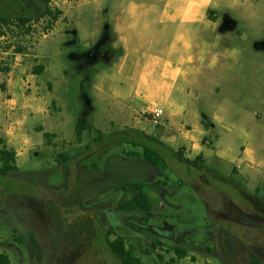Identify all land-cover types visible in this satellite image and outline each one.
<instances>
[{"label":"rangeland","instance_id":"rangeland-1","mask_svg":"<svg viewBox=\"0 0 264 264\" xmlns=\"http://www.w3.org/2000/svg\"><path fill=\"white\" fill-rule=\"evenodd\" d=\"M237 1L248 5L247 0ZM72 2L0 0V18L17 22L16 17L27 15L35 19L32 24L36 23L31 36L16 35L20 28L15 24L3 26L0 23V47L9 49L22 45L27 54L17 61L10 55L0 54V105L6 107V98L15 97L18 104L19 97L23 98L28 107L19 115L20 118L26 116L27 121L30 117H38L36 105L29 98L34 96L32 82L36 80L33 69L37 48L41 41L66 35L71 27L69 18L62 16L48 30L51 22L48 17L41 16L49 8L63 10L64 6L75 4ZM255 2L253 6H233L232 10L221 7L214 16L212 14L218 19L226 11L232 12V19L224 17L219 29L222 32L231 28L246 34L247 42L241 45L242 56L231 58L233 72L230 75L213 80L205 74L200 80L208 82L213 90L211 103L223 102L222 115L228 114L238 125L244 123L242 108L264 116V0ZM222 3L230 5V0H222ZM5 34L9 36L6 39L3 38ZM63 40L54 43L53 48L58 49ZM94 43L100 41L94 40ZM47 46L44 44L43 48L49 50ZM73 48L63 46L60 56L68 60ZM181 53L180 50L163 59L170 66L168 70L176 67ZM80 63L79 68L83 70L88 65L85 57ZM24 68L31 80L25 77L23 84L8 86L7 80L12 75L21 79L20 71ZM68 72L67 92L45 105L51 110L52 119H47L49 123L44 129L56 133H45L43 137L42 129H26L36 143L44 139L45 145L35 149L30 165L20 166L17 173L0 175V253L8 254L12 264H122L107 243L108 235L111 240L120 235L132 242L143 264H250L253 257L264 262V183L257 196L249 186L247 174L240 173L237 167L233 169V164L215 160L208 166L226 175L233 174L245 190L217 181L216 186L205 189V199L192 182L180 183L168 168L156 169L144 160L125 156L123 145L110 144L112 138L98 146L93 144L97 129L107 135L134 127L159 139L165 138L167 125L150 124L140 113L143 109L166 107L165 101L168 94H172L169 91L174 89V81L168 82L164 98L162 95L131 98L126 100L128 109L125 110L116 107L113 100L99 99L91 89L83 86L75 74L78 72L75 63L70 64ZM149 76L152 74L145 77ZM44 78L48 80L47 76ZM62 84L58 83L59 88ZM209 85L205 86L204 98ZM49 96L50 99L54 97L50 93ZM229 104L241 106L230 109ZM131 121L137 124L128 125ZM252 124L255 125L253 121ZM78 125L89 127L84 133L83 145L76 143ZM259 130L262 133H258ZM5 137L6 132L0 129V139ZM255 138L257 146H264V123L255 130ZM86 144L93 146L87 148ZM68 153L76 160L67 164L69 158H63L59 163L58 154ZM34 158L42 160L40 166L34 163ZM203 174L202 178L207 180ZM129 182L145 184V192L154 202L151 212L121 208L136 193L122 188ZM84 186L89 187V192ZM254 201L257 206H253ZM21 227L29 229V234L19 229ZM176 247L186 250L188 257L179 258L174 252Z\"/></svg>","mask_w":264,"mask_h":264},{"label":"crops","instance_id":"crops-1","mask_svg":"<svg viewBox=\"0 0 264 264\" xmlns=\"http://www.w3.org/2000/svg\"><path fill=\"white\" fill-rule=\"evenodd\" d=\"M247 1L248 5L237 0L225 5L222 0H73L74 5L60 8L62 16L71 22L67 34L41 41L37 48L35 67L42 66V70L35 72L34 96L29 98L36 105L38 117H30L28 121L26 116L20 118L21 111L28 107L24 99L19 97L18 104L15 97L6 98V107L0 105V129L6 132L5 139H0V147L16 151L19 171L20 166L30 165L33 152L44 146L45 140L36 143L26 129H42L43 137L45 133H56L44 129L49 123L47 119H52L51 110L45 105L67 92L66 78L71 63H75L78 70L75 74L83 86L99 99L113 100L116 107L125 110L128 109L126 100L131 98H159L161 95L164 98L168 82L172 80L174 89L169 91L172 94H168L166 107H161L167 121V135L160 140L175 150L184 148L190 159L202 157L207 165L215 160L233 164V169L237 167L240 173L249 176V186L260 194L264 183V146H257L253 140L255 130L264 123L263 114L254 115L242 108L244 123L238 125L228 114L222 115L223 102L211 103L213 90L208 82L200 81L205 74L214 80L233 72L231 58L242 56L241 45L247 42V35L231 28L220 31L224 17L232 19V12L226 11L218 19L213 16L221 7L232 10L233 6L256 5L255 0ZM56 5L59 6V2ZM62 38L59 48L54 49V43ZM94 40L100 43L95 44ZM44 44L50 49L45 50ZM63 46L74 47L68 60L60 56ZM145 47L147 49L142 50ZM180 50L176 67L168 70L170 66L163 59ZM82 57L88 61L84 70L79 68ZM150 73L152 76L145 77ZM20 77L12 75L6 84L21 85L25 77L31 80L25 68L20 71ZM60 82L63 90L58 86ZM207 85L209 90L204 98ZM49 93L54 95L53 99ZM237 106L241 105H227L230 109ZM134 123L131 121L128 125L134 126ZM76 143L83 145L84 141L80 144L76 140ZM65 158H69V162L76 160L70 153ZM57 160L60 161L59 154ZM41 162L40 158H34L37 166ZM232 177L235 179L233 174ZM84 187L89 192V187Z\"/></svg>","mask_w":264,"mask_h":264},{"label":"trees","instance_id":"trees-1","mask_svg":"<svg viewBox=\"0 0 264 264\" xmlns=\"http://www.w3.org/2000/svg\"><path fill=\"white\" fill-rule=\"evenodd\" d=\"M63 15V12L59 9H47L41 17H48L50 24L48 27L51 30L56 22H58ZM11 20L9 18H0V23L3 26H10L15 24L23 32L24 36H28L32 30V26H27L33 21L32 17L22 16ZM36 20H39L37 18ZM23 49L18 48V51ZM42 70L41 67H34L33 71L38 72ZM89 127L87 125H78L76 127V140L81 144L83 142V133L87 131ZM101 130H96V137L94 143L98 146L99 144H104L105 140H109L110 144H121L124 149L122 153L127 157L137 158L144 160L149 164L153 165L156 169L161 167L168 168L172 173H174L180 183L183 182H192L194 186L206 199L205 189H209L211 185L216 186V182H224L227 184H235L241 190H245L244 185L234 179L232 176H226L224 173L209 167L206 161L202 157H197L196 159H190L185 152L184 148L175 150L174 148L167 145L165 142L161 141L159 138L147 134L146 132L129 127L126 130L119 131L116 133H108L105 135ZM92 145H87V148H91ZM67 154L59 155V159H63ZM0 175L12 174L19 171V168L16 166V151L13 149H7L0 147ZM204 173V174H203ZM207 176V180L202 178V175ZM210 174V176H209ZM194 183V184H193ZM125 191L135 190L136 193L132 199L127 203L122 205V209L125 210H143L144 212H151L154 208V202L148 197L145 192V184L143 183H133L129 182L124 184L122 187ZM204 188V190H203ZM256 195H260L259 192H255ZM207 201V200H206ZM253 206H257L256 202H253ZM209 211V210H208ZM260 213V212H259ZM210 214V213H209ZM211 217V215H210ZM212 219V217H211ZM145 221L148 222L149 218L146 216ZM213 221V219H212ZM214 226V222H213ZM107 241L116 255V257L121 261L122 264H143L142 259L135 254V252L127 248L125 244V239L118 237L117 239L111 241L110 235L107 237ZM212 251L210 248H208ZM169 252L168 249H166ZM174 252L179 256V258H184L186 256V250L176 247ZM172 262L175 258L171 259ZM0 264H12L10 256L6 253H0ZM250 264H264L258 258H251Z\"/></svg>","mask_w":264,"mask_h":264},{"label":"built area","instance_id":"built-area-1","mask_svg":"<svg viewBox=\"0 0 264 264\" xmlns=\"http://www.w3.org/2000/svg\"><path fill=\"white\" fill-rule=\"evenodd\" d=\"M27 26L35 27L32 23H30ZM5 30H6V33H8V28L7 27L5 28ZM1 33H3V32H1ZM15 33H16V35L23 34V32H22L21 29H19ZM32 33H33V30H32V32L28 36H31ZM8 37L9 36H6V34L3 35V38H5V39L8 38ZM21 46L22 45H18L17 47L16 46H13L12 47L13 49L12 48L7 49L6 47H4V48H1L0 47V54L1 55H5V54L10 55L14 61H17L19 58H21V56L24 57V56L27 55L24 52V50L18 51V48L23 49V47H21ZM15 65H18V63H15ZM140 114L145 119V121H147L150 124H153L155 126H158V125L159 126H166L167 125V121L165 119V112H164V109L161 108V107H154V108H151V109H143Z\"/></svg>","mask_w":264,"mask_h":264},{"label":"flooded vegetation","instance_id":"flooded-vegetation-1","mask_svg":"<svg viewBox=\"0 0 264 264\" xmlns=\"http://www.w3.org/2000/svg\"><path fill=\"white\" fill-rule=\"evenodd\" d=\"M19 17V16H18ZM18 17H16V18H18ZM22 17V16H21ZM30 17V16H29ZM12 20V19H11ZM35 21V19H33V21L32 22H34ZM36 23H34L33 25L36 27V25H35ZM28 25H29V23H28ZM34 28V27H33ZM65 160H66V158H65ZM67 161V164L69 163V159L68 160H66ZM59 162H61V159H60V161ZM95 167V166H94ZM122 208V207H121ZM19 229H25L26 231L28 230L27 228H25V227H21V228H19ZM118 237H122V238H124L125 239V244H126V246H127V248H130V249H132L133 251H134V249H133V246L134 245H132V244H130V241L127 239V242H126V238L125 237H123V236H120V235H116V238L115 239H117ZM114 239V240H115ZM111 240V239H110ZM111 241H113V240H111ZM108 243V242H107ZM109 244V243H108ZM110 246V245H109ZM110 249H111V247H110ZM112 250V249H111Z\"/></svg>","mask_w":264,"mask_h":264}]
</instances>
